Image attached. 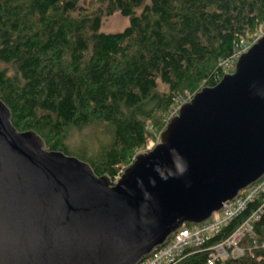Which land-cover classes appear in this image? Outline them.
Here are the masks:
<instances>
[{"label":"trees","instance_id":"16d2710c","mask_svg":"<svg viewBox=\"0 0 264 264\" xmlns=\"http://www.w3.org/2000/svg\"><path fill=\"white\" fill-rule=\"evenodd\" d=\"M116 11L128 24L101 30ZM261 23L264 0H0V97L19 129L34 128L47 147L114 178L157 137L181 96L219 80L222 61ZM96 124L107 134L91 151L67 145L70 129ZM258 201L167 264H207L205 245ZM242 245L220 264H264V212Z\"/></svg>","mask_w":264,"mask_h":264},{"label":"water","instance_id":"95a60500","mask_svg":"<svg viewBox=\"0 0 264 264\" xmlns=\"http://www.w3.org/2000/svg\"><path fill=\"white\" fill-rule=\"evenodd\" d=\"M264 175V31L113 178L0 97V264H137Z\"/></svg>","mask_w":264,"mask_h":264},{"label":"built area","instance_id":"2783aa9c","mask_svg":"<svg viewBox=\"0 0 264 264\" xmlns=\"http://www.w3.org/2000/svg\"><path fill=\"white\" fill-rule=\"evenodd\" d=\"M239 53L240 50H236L222 61L224 71L233 69L232 64ZM190 96L188 92H186L185 98L181 96L172 107V114L177 112L179 105L190 98ZM118 176L119 174L115 176V179ZM254 199L259 200L258 203L242 217L231 232L224 238L204 247L207 250V264H220L228 256L235 257L242 254L245 250L242 245V238L247 232L252 231L253 222L259 219L264 212V175L259 180L240 190L234 199L226 200L223 207L218 211H214L209 219L201 223L183 224L170 235L166 243L156 247L150 255L137 264H167L175 260L182 254L184 248L199 246L205 237L217 232L223 223H228L233 217L240 214Z\"/></svg>","mask_w":264,"mask_h":264},{"label":"rangeland","instance_id":"374dc122","mask_svg":"<svg viewBox=\"0 0 264 264\" xmlns=\"http://www.w3.org/2000/svg\"><path fill=\"white\" fill-rule=\"evenodd\" d=\"M82 4L85 5V3ZM128 22V16L122 15L120 12L116 11L103 17L100 28L104 31L118 30L126 26ZM263 31L264 23H261L258 28L254 29L251 32V38H247V40H245L246 44H241L238 50H240V52L245 50L247 46L256 39V37L263 33ZM240 43H242V41ZM234 63L235 61L233 62L232 67L234 66ZM106 134L107 130H105L103 126L97 124L90 128H86L83 132L79 130L74 131L73 129H70L67 134L66 142L67 145L69 144L70 147H73L75 149H79L81 146H83L86 147L89 151H91L93 146L99 143L100 139L106 138ZM158 136L159 133L156 138L148 136L144 147H142L140 150H144L148 147H151L158 139ZM124 166V164H120L119 170L121 171ZM113 180H115V177L113 178Z\"/></svg>","mask_w":264,"mask_h":264}]
</instances>
